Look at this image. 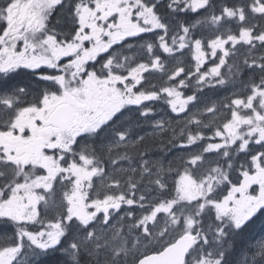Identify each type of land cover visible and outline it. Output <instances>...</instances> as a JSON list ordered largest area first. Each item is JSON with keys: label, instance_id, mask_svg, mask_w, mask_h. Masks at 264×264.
<instances>
[{"label": "snow or ice", "instance_id": "1", "mask_svg": "<svg viewBox=\"0 0 264 264\" xmlns=\"http://www.w3.org/2000/svg\"><path fill=\"white\" fill-rule=\"evenodd\" d=\"M0 264H264V0H0Z\"/></svg>", "mask_w": 264, "mask_h": 264}]
</instances>
